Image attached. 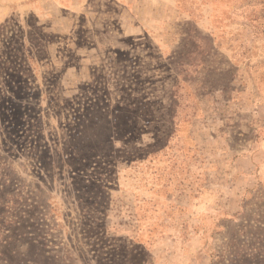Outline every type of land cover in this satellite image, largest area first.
<instances>
[{
	"label": "rangeland",
	"instance_id": "374dc122",
	"mask_svg": "<svg viewBox=\"0 0 264 264\" xmlns=\"http://www.w3.org/2000/svg\"><path fill=\"white\" fill-rule=\"evenodd\" d=\"M0 264H264V0H0Z\"/></svg>",
	"mask_w": 264,
	"mask_h": 264
}]
</instances>
